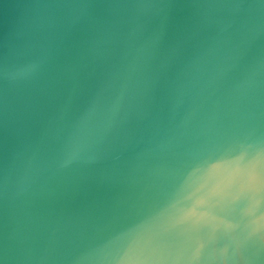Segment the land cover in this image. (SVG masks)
<instances>
[{
	"label": "water",
	"instance_id": "1",
	"mask_svg": "<svg viewBox=\"0 0 264 264\" xmlns=\"http://www.w3.org/2000/svg\"><path fill=\"white\" fill-rule=\"evenodd\" d=\"M0 264H264V0H0Z\"/></svg>",
	"mask_w": 264,
	"mask_h": 264
}]
</instances>
